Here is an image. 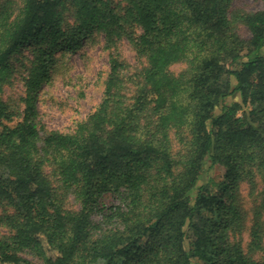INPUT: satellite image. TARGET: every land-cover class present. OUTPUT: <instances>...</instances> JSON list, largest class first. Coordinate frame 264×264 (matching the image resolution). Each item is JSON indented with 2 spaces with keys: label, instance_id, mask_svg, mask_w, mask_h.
Returning <instances> with one entry per match:
<instances>
[{
  "label": "trees",
  "instance_id": "obj_1",
  "mask_svg": "<svg viewBox=\"0 0 264 264\" xmlns=\"http://www.w3.org/2000/svg\"><path fill=\"white\" fill-rule=\"evenodd\" d=\"M236 1L0 0V264H264L250 255L264 252V0L251 13ZM98 38L125 39L144 65L110 53L93 112L44 132L56 55ZM21 59L19 109L2 95ZM242 184L258 201L247 253Z\"/></svg>",
  "mask_w": 264,
  "mask_h": 264
},
{
  "label": "rangeland",
  "instance_id": "obj_2",
  "mask_svg": "<svg viewBox=\"0 0 264 264\" xmlns=\"http://www.w3.org/2000/svg\"><path fill=\"white\" fill-rule=\"evenodd\" d=\"M18 4L19 0H13ZM116 5L121 0H111ZM235 6L244 12H257L262 9L261 0H237ZM239 34L248 37L246 30L239 27ZM116 51L114 47L107 48L101 38L94 39L85 44L73 54H66L60 57L56 55L58 61L51 73L50 80L43 84L38 92L37 99V121L44 132L58 131L68 133L75 129L76 125L83 121L102 99L104 81L109 71V54L114 51V55L119 61L129 65L130 71L136 72L143 65L144 60L138 55L136 50L125 40L117 43ZM24 53V52H23ZM25 56L31 58L29 54ZM20 59V57H19ZM26 61L13 60L14 73L11 84L6 86L3 91L2 99L11 107L21 109L23 107L22 98L24 94L22 79L25 76ZM184 68L183 64H175L170 67V72L178 75ZM210 176L218 179L221 176L220 168L211 171ZM256 191H260V182H257ZM58 199L62 205L70 212L79 209L72 195L62 193L54 187ZM67 195V196H66ZM238 199L241 209L246 216V230L240 240L243 250L247 253L249 244V230L258 201L249 195V188L242 184L238 190ZM117 204L112 197L104 200V205ZM93 223L100 225L102 219L94 217ZM8 234L5 229H0V237ZM264 249V236H263ZM255 259H263L264 252L250 253ZM32 259V257H27ZM36 262V260H33Z\"/></svg>",
  "mask_w": 264,
  "mask_h": 264
}]
</instances>
